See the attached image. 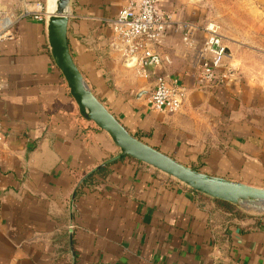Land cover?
Here are the masks:
<instances>
[{"label":"crops","instance_id":"crops-1","mask_svg":"<svg viewBox=\"0 0 264 264\" xmlns=\"http://www.w3.org/2000/svg\"><path fill=\"white\" fill-rule=\"evenodd\" d=\"M130 1L71 0L69 48L90 91L156 150L264 189V72L226 69L211 87L199 83L198 67L199 29L212 19L234 61L259 64L260 50L234 54L264 47V0H239L229 29L216 16L223 0H158L175 23L199 29L188 47L184 29L167 28L158 51L170 63L149 80L126 66L113 43L109 21ZM24 3L2 4L13 25L0 42V264H264V214L227 207L120 158L109 135L81 117L53 61L47 25L23 16ZM158 77L185 87L177 113L150 109ZM143 91L150 92L139 97Z\"/></svg>","mask_w":264,"mask_h":264},{"label":"built area","instance_id":"built-area-1","mask_svg":"<svg viewBox=\"0 0 264 264\" xmlns=\"http://www.w3.org/2000/svg\"><path fill=\"white\" fill-rule=\"evenodd\" d=\"M3 2L4 0H0V42L11 37L9 29L13 25L12 19L2 14ZM23 16H32L35 21L45 24L49 19L42 0H25ZM174 23L170 13L160 10L158 0H131L109 21L113 43L120 49L124 63L133 61L129 67L145 80L151 78L154 69L170 63L167 57L159 53L158 48L163 44L167 28ZM175 24L185 30L182 42L185 46L192 47L195 42L194 31L199 28L188 22ZM199 30L204 34V41L198 53L199 83L216 87L227 75V70L224 69L227 47L216 23L208 22ZM184 95L185 87L170 85L165 78L158 77L149 96L150 109L167 114L177 113L180 111V100ZM2 141L3 124L0 120V144Z\"/></svg>","mask_w":264,"mask_h":264},{"label":"water","instance_id":"water-1","mask_svg":"<svg viewBox=\"0 0 264 264\" xmlns=\"http://www.w3.org/2000/svg\"><path fill=\"white\" fill-rule=\"evenodd\" d=\"M71 0H59L56 13L47 21V38L51 55L60 70L71 97L82 118L106 132L120 150V158L129 157L146 164L186 185L193 191L232 205L255 203L264 212V189L214 177L190 168L136 138L108 108L90 91L76 66L68 43V22ZM133 61H126L131 66ZM234 73L233 69L229 70ZM153 87V86H152ZM152 90V88H151ZM143 91L138 96H147Z\"/></svg>","mask_w":264,"mask_h":264},{"label":"rangeland","instance_id":"rangeland-1","mask_svg":"<svg viewBox=\"0 0 264 264\" xmlns=\"http://www.w3.org/2000/svg\"><path fill=\"white\" fill-rule=\"evenodd\" d=\"M44 5L46 6V0H42ZM238 5L241 4V2L239 0H223V3L219 6V8L217 9V18L222 19V23L224 24V28L229 29L232 26V22H231V16H230V12L232 10V7H236ZM213 10V8H212ZM215 16V14H214ZM208 22H214V19H212L211 21ZM219 27H220V34L222 36L223 39V35L221 32V26L219 25V23H216ZM224 42V39H223ZM225 44V43H224ZM226 46V45H225ZM239 46H242L241 43H239ZM227 47V46H226ZM256 51H261L260 54H264V47H256L255 49H247V48H237L236 53L234 55H239V56H244L246 54V52L248 51H252L253 54L251 55H257L258 53L255 52ZM253 59V58H251ZM262 59L261 61H259V64L256 63H238L236 61L233 60V52H230L228 47H227V57L225 60V66L224 69H233L234 71H252V73L254 72L255 74L260 75L261 72H264V62L263 59L264 58H260ZM248 71V72H249ZM138 138V137H136ZM249 206H244V205H238V209H240V211H245L247 213L250 214H264V212H260L258 208H260L258 205H256L255 203H248Z\"/></svg>","mask_w":264,"mask_h":264},{"label":"bare ground","instance_id":"bare-ground-1","mask_svg":"<svg viewBox=\"0 0 264 264\" xmlns=\"http://www.w3.org/2000/svg\"><path fill=\"white\" fill-rule=\"evenodd\" d=\"M58 2L59 0H46V9H47L48 17L56 13Z\"/></svg>","mask_w":264,"mask_h":264},{"label":"trees","instance_id":"trees-1","mask_svg":"<svg viewBox=\"0 0 264 264\" xmlns=\"http://www.w3.org/2000/svg\"><path fill=\"white\" fill-rule=\"evenodd\" d=\"M96 129L100 130L98 127H96ZM128 159H130V158L128 157ZM131 160H133V159H131ZM101 171H103V168H102L100 171L96 172V173H100ZM92 176H93V175H90V176L85 180V182L90 181L91 178H92ZM221 203L224 204V205L227 206V207H231V208L234 207V205L229 204V203H226V202H222V201H221Z\"/></svg>","mask_w":264,"mask_h":264}]
</instances>
